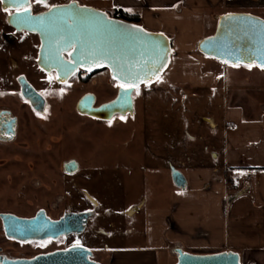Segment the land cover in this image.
<instances>
[{"label":"rangeland","instance_id":"rangeland-1","mask_svg":"<svg viewBox=\"0 0 264 264\" xmlns=\"http://www.w3.org/2000/svg\"><path fill=\"white\" fill-rule=\"evenodd\" d=\"M45 2L54 6L70 0ZM33 6L34 13L49 8L44 3H34ZM7 15L0 10V105L7 106L20 118L22 134L17 142L19 147L0 148V163L6 164L8 169L26 171L29 159L22 154L5 152L28 148L37 153L47 149L54 153L65 146V158L81 157L78 159L84 168L89 165L91 155H102V160L90 161L98 173L91 175L92 180L83 179L84 190L97 199V205L83 203L78 207L67 204L65 209L69 212L90 211L93 216L82 234L67 237L61 245L78 243L95 252L105 264L114 248L126 245L125 237L133 236L134 243H140L143 213L147 208L169 201V192L174 189L170 167L186 177L187 170L199 169L198 165H221L218 144L224 137L225 109L239 105L249 116L254 115L248 110L252 108L257 116L256 110L260 113L264 108V77L259 75L264 69L255 65L219 63L227 74L223 85L217 81L213 88L190 90L184 86H172L162 89L153 82L134 90L131 95L133 114L116 117L110 122L83 120L74 112L81 95L90 91L97 95L98 102H102L115 94L116 84L110 80L109 72L99 73L86 82L75 77L66 85L57 84L54 78H46L35 65L38 38L24 32L14 35L6 24ZM7 34H13L11 42L6 39ZM24 58L32 65L23 64ZM18 75H24L46 100L47 114L42 119L23 105L15 82ZM212 153L218 158L214 159ZM59 160L51 159L49 166L55 167ZM25 178L27 181L29 175ZM21 182L15 181L11 186L0 184L2 205L6 199H11L8 207L21 205L19 210L30 208L26 205L27 199L18 203L16 194ZM31 192H24L28 199H31ZM34 194L38 202L43 203V198L50 197L52 192L47 195L42 189L34 190ZM2 247L24 252L45 249L43 245L21 247L5 241H2Z\"/></svg>","mask_w":264,"mask_h":264},{"label":"crops","instance_id":"crops-1","mask_svg":"<svg viewBox=\"0 0 264 264\" xmlns=\"http://www.w3.org/2000/svg\"><path fill=\"white\" fill-rule=\"evenodd\" d=\"M76 1L105 12L120 9L138 16L139 25L170 38L168 66L154 82L162 89L213 88L217 81L223 85L224 66L203 56L197 44L214 33L221 15L249 13L264 19V0ZM259 73L264 77V70ZM248 110L254 115L239 105L225 109L224 137L218 144L221 165L188 169L184 190L173 184L168 202L143 213L140 243L135 244L133 236L125 237L126 245L114 248L107 264H175L176 248L196 255L232 251L240 264H264V108L260 113L256 110L257 116L255 110Z\"/></svg>","mask_w":264,"mask_h":264},{"label":"water","instance_id":"water-1","mask_svg":"<svg viewBox=\"0 0 264 264\" xmlns=\"http://www.w3.org/2000/svg\"><path fill=\"white\" fill-rule=\"evenodd\" d=\"M33 2L36 0H30L31 15L43 17L41 23L18 24L16 16L17 13L23 14L24 6L5 4L0 5V9L7 8V12L11 13L6 17V24L15 31H25L38 36L40 46L37 66L45 73L54 72L58 83H66L78 71L94 73L107 70L113 80V66L108 61L101 64L74 61L70 66L72 70L65 71L60 65L73 59L70 53L76 54L75 49L66 46L65 39L68 37L86 48H103L114 52L133 72H138L143 77L141 80H135L136 87L119 90L113 100L98 108H92L91 102L86 104V97H82L75 106L76 112L79 115L103 121L111 120L115 114L122 116L133 114L132 92L141 86L155 82L167 68L171 56L170 38L164 33L147 30L139 24L110 17L105 11L81 5L76 0L54 5L58 8L52 12H49L48 8L35 14L32 13ZM66 6L68 11L77 15L71 19L63 15L59 9ZM105 15L107 19L104 18ZM229 16L232 19H226ZM108 21H112L115 27L109 25ZM197 50L203 56L223 64L255 65L259 69H264L261 66L264 65V59H262L264 57V19L249 13L221 15L218 17L214 33L202 39L197 44ZM149 69L155 70L149 71ZM133 80L134 77H130L128 81L118 77L113 81L120 84L131 83ZM22 92L35 109L44 104L42 97L30 85L24 83ZM170 176L176 188L181 190L186 188L185 177L178 170L170 167ZM90 215V213L66 214L58 221H50L42 214L32 219L2 216V224L6 236L16 241L57 239L70 234H82ZM174 254L177 259L175 264H240L239 255L232 251L196 255L176 248ZM91 257L90 250L79 246L32 259L0 258V264H100L91 261Z\"/></svg>","mask_w":264,"mask_h":264},{"label":"flooded vegetation","instance_id":"flooded-vegetation-1","mask_svg":"<svg viewBox=\"0 0 264 264\" xmlns=\"http://www.w3.org/2000/svg\"><path fill=\"white\" fill-rule=\"evenodd\" d=\"M36 2H33V5ZM34 7V6H33ZM32 7V13L33 12ZM8 13L9 12H5ZM109 16L111 12H106ZM35 14V13H34ZM7 15V16H8ZM111 17V16H110ZM14 33H20L15 31L13 28L8 26ZM28 33L25 31H21V33ZM30 35H34L38 38L37 35L28 33ZM6 39L11 42L14 39L13 34H7ZM39 40V38H38ZM39 46H40V40H39ZM38 46V50H39ZM38 50H37V56H38ZM27 57V56H26ZM23 64L26 66L32 65L29 60H22ZM35 65L39 72L43 74L46 78H54L55 82L59 85H66L72 78H82L83 81H89L92 79L93 76L102 73L107 70H101L94 73H86L83 71H78L75 73L66 83L60 84L57 82V77L54 72L51 73H45L41 71L37 66V57L35 60ZM108 72V71H107ZM110 80L116 84L115 88V94L112 98L98 102V97L93 92H86L83 95H81L77 102L82 98L86 97L85 103L91 104L92 108H98L99 106L110 102L113 100L117 94L118 91L121 90L118 86L119 84L113 81L111 78ZM109 80V81H110ZM15 82L17 86V93L23 100L26 108H28L31 112L39 115L42 119L47 114V108H46V100L44 99L43 95L39 92H37L34 87L28 82L26 77L24 75H18L15 76ZM26 83L30 85L36 93H38L42 99L44 100V104L42 107H39L38 109H35L34 106L30 103L28 99L25 98L23 95V84ZM126 90V89H125ZM134 92V91H133ZM132 92V94H133ZM75 103V106L77 104ZM74 106V112L77 116H79L81 119L86 121H102V122H110L114 118L123 117L120 114H115L109 121H103L95 118H91L88 116L79 115ZM43 121V120H42ZM22 134V125L20 118L14 113L10 108L7 106L0 105V148L2 149L3 146H18L17 142ZM32 138V136H31ZM32 140V142H31ZM30 140V142L33 144V138ZM19 147V146H18ZM22 148V147H21ZM65 146H63L62 150H59L57 152H54L58 156H54L52 154V151L46 150L40 153L35 152L31 148H28L27 150H11L6 151V154H13L18 155L22 154L24 157L29 159L28 167L26 171H19L17 169H8L3 163H0V184L6 183L9 186L13 184L15 181H23L18 185V192L16 194V197L19 202H23L24 199H27L26 205H28V209L19 210L18 207H21V205H16L12 207H8V203L11 199H6V203H3V198H0V258L1 259H8V260H17V259H32L36 256L41 255H47L53 252L66 250L70 247H73L74 244L69 245H61L63 240H66L67 237L71 235H77V234H70L67 236H60L57 239H51L47 238L44 240H33V241H27V242H20L16 241L12 238H8L4 232L3 224H2V216H14L21 219H32L36 217L38 214H42L44 217L49 219L50 221H58L66 214H77V213H90V217L88 220L93 216V213L90 211H76V212H69L66 209L67 204L71 206H82L83 203H86L88 205H97L98 201L94 197L89 196L87 193V190H84L83 188V179L86 178L87 180H92V174L98 173L97 168H95V165L91 164V162H94L95 159L100 158L102 160L103 156L98 155L97 153L94 155H91L89 158L91 159L89 161V165L84 168L82 166V163L79 161L78 158H81L79 156H71L68 158H65L66 153L64 152ZM76 153V152H75ZM83 152H77L76 154ZM84 154V153H83ZM2 155V152L0 151V157ZM56 158L60 159L55 163L56 166L51 168L49 166L50 160ZM102 170V169H101ZM86 171V173H84ZM29 175V178L26 181V176ZM46 181V182H45ZM88 182V181H87ZM48 187V188H47ZM44 189L45 192L48 193L51 191L52 194L48 198H43V203L38 202V200L35 198L36 195L34 194V190H42ZM32 190L30 197L31 199H28L27 195H25V191ZM46 195V196H47ZM27 197V198H26ZM38 204H35V203ZM1 206H5L1 208ZM87 220V222H88ZM2 241L9 243V244H15L19 245L21 247L29 246L31 244H34L36 246H44L45 249L41 250H33V251H17L14 249H4L2 247ZM92 252V251H91ZM91 261L105 264L100 258L97 257L95 252H92V257L90 258Z\"/></svg>","mask_w":264,"mask_h":264},{"label":"snow or ice","instance_id":"snow-or-ice-1","mask_svg":"<svg viewBox=\"0 0 264 264\" xmlns=\"http://www.w3.org/2000/svg\"><path fill=\"white\" fill-rule=\"evenodd\" d=\"M36 3H44L45 7H49V12H52L54 9H57L58 6H49L45 2V0H36ZM5 4H11L16 5L17 7H23V14L17 13L16 20L18 24H31V23H41L43 21V17H33L31 15L30 11V0H0V5ZM114 7H118L114 5ZM0 10L8 11L7 8H2ZM63 15L67 16L68 18H73L76 13H73L71 11L67 10V6L65 8L59 9ZM130 11V10H127ZM9 15L11 13L9 12ZM105 19H107V16H104ZM226 19H232V17H226ZM109 25H113L112 21H108ZM115 27V25H113ZM139 31H143L142 29H138ZM61 39H65L64 37H61ZM66 46L69 48L75 49V53H70L72 55L73 59L68 61L66 64L60 65L65 71H71L73 62H94L97 64H101L104 61H108L113 66V80H116L118 77L121 80L128 81L130 77H134L133 82L131 83H120L118 86L123 91L127 88H133L136 87L135 80H141L143 77L140 76L138 72H133L130 67L126 65V62L121 61L120 57L114 54V52L98 48V49H91L86 48L83 44H77L71 37H68L65 39ZM83 57V59H81ZM162 59V57H161ZM264 59V57H262ZM264 67V65H261ZM90 70V69H89ZM155 69H149V71H153ZM73 247H79V244L73 245Z\"/></svg>","mask_w":264,"mask_h":264},{"label":"trees","instance_id":"trees-1","mask_svg":"<svg viewBox=\"0 0 264 264\" xmlns=\"http://www.w3.org/2000/svg\"><path fill=\"white\" fill-rule=\"evenodd\" d=\"M110 16L113 17V18H117V19H121V20H125V21H128V22H132V23H136V24H139L140 23V19L138 16H129L127 14H125L122 10L120 9H115L113 10L111 13H110ZM225 177H226V181L228 183H231L232 182V179L230 177V175L226 172L225 173Z\"/></svg>","mask_w":264,"mask_h":264}]
</instances>
